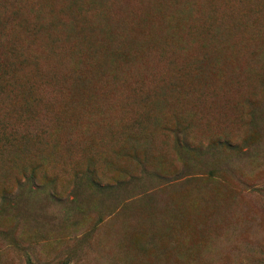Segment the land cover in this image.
<instances>
[{
	"label": "rangeland",
	"instance_id": "1",
	"mask_svg": "<svg viewBox=\"0 0 264 264\" xmlns=\"http://www.w3.org/2000/svg\"><path fill=\"white\" fill-rule=\"evenodd\" d=\"M0 264H264V0H0Z\"/></svg>",
	"mask_w": 264,
	"mask_h": 264
},
{
	"label": "trees",
	"instance_id": "2",
	"mask_svg": "<svg viewBox=\"0 0 264 264\" xmlns=\"http://www.w3.org/2000/svg\"><path fill=\"white\" fill-rule=\"evenodd\" d=\"M152 8L155 9V7H150V8L147 7L146 9H149V11L152 12V10L154 11V9ZM144 15H146L147 17H150V16H153L154 14L149 13L147 10L141 11V16H144Z\"/></svg>",
	"mask_w": 264,
	"mask_h": 264
}]
</instances>
